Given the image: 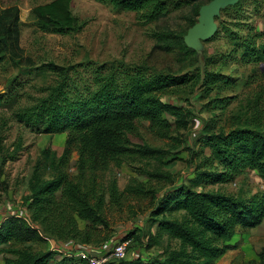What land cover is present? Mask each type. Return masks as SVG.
<instances>
[{"label":"trees","instance_id":"1","mask_svg":"<svg viewBox=\"0 0 264 264\" xmlns=\"http://www.w3.org/2000/svg\"><path fill=\"white\" fill-rule=\"evenodd\" d=\"M110 1L134 10L141 21L153 22L169 11L173 0ZM241 2L223 9L239 7ZM32 14L35 24L44 31L68 34L85 26V21L72 12L70 0L38 4ZM196 15H200V7L196 8ZM197 22L195 19L193 24ZM21 27L18 4L3 6L0 2V61L18 47ZM153 37L156 48L177 50L186 58L193 55L194 70L189 69L192 74L117 60L68 67L49 62L47 65L59 73V80L48 86L45 94L15 112L19 122L40 133L67 131L68 136L58 162H51L53 176L43 178L36 167L29 179L30 193L26 198L30 200L32 222L18 214L0 220V250L9 246L5 250L11 253L5 264H90L84 257L64 256L34 244L46 242V231L53 238H78L96 244L107 241L113 232L108 211L146 193L152 194L154 221L177 245H168L160 256L147 260L138 257L124 264H215L233 246L229 240L238 229L253 228L263 222L264 192L241 196L208 185L231 182L246 170H258L264 178V79L250 94L247 112L228 118L222 129L208 127L202 141L211 154L196 165V176L189 184L175 185L157 196V190L143 182L120 189L117 178L109 175L113 165L171 151L134 142L132 137L141 121H150L151 129L162 137L168 136L172 126L166 114L176 117L178 127H188L191 111L165 101V94L196 78L209 92L220 79L217 71L207 68L208 62L204 63L205 69L197 65V50L188 45L183 34L154 30ZM258 38H262L259 43ZM241 47L244 59H264V31L248 35ZM226 59L224 56V62ZM79 66L90 70V79L79 81ZM72 148L79 152L78 174L74 178L66 169ZM148 173L151 177L174 180L168 172ZM79 219L86 222L84 229L79 226ZM155 235L160 237L159 233ZM250 264H264V249L260 259L251 260Z\"/></svg>","mask_w":264,"mask_h":264},{"label":"rangeland","instance_id":"2","mask_svg":"<svg viewBox=\"0 0 264 264\" xmlns=\"http://www.w3.org/2000/svg\"><path fill=\"white\" fill-rule=\"evenodd\" d=\"M51 1L0 0L3 6L18 4L22 21L18 47L7 52L0 61V220L19 213L32 222L30 200L26 198L30 193L29 179L36 167L43 178L52 177L54 171L51 162L57 160L66 147L67 131L40 133L15 117L18 109L45 94L46 88L59 80V73L47 63L68 67L117 60L146 63L178 74H192L189 69L194 70L191 68L193 55L186 58L177 50L156 48L154 30H173L183 34L188 45L197 50V65L203 67L208 62L207 68L217 71L220 79L209 92L208 87L196 78L165 94V101L191 111L188 127H178L176 117L166 114L172 126L168 136L162 137L154 133L150 121H141L132 140L171 151L154 158L128 160L122 165H113L109 175L117 178L120 189L143 182L148 188L157 190V196L175 185L189 184L196 176V165L211 154L210 148L204 146L202 141L208 127L222 129L228 118L247 112L250 94L257 83L264 79V59H244L241 47L248 35L256 30L264 31V0H241L239 7L222 8L216 15L218 29L209 39L203 36L196 8L200 7L201 13L202 7L212 0H173L169 11L153 22L141 21L134 10L116 6L110 0H70L72 12L85 21V26L79 32L68 34L44 31L35 24L33 8ZM195 19L198 22L193 24ZM261 40L258 38L257 42ZM222 56L227 58L225 62ZM79 69V81L91 78L90 70L83 66H79ZM78 156V150L72 148L66 169L73 178L78 174ZM157 171L168 172L174 180L151 177L148 173ZM208 188L250 196L254 192H264V178L258 170H246L231 182L209 184ZM151 198L152 194L146 193L143 197L128 199L123 207L109 210L113 232L107 241L96 244L82 242L78 238H53L46 231L43 232L46 242L34 245L78 258L84 257L80 253L83 250L90 255L106 254L109 258L105 264H124L138 257L147 260L160 256L168 245H177V241L169 240L167 234L160 231L152 216ZM80 224L84 229L85 221L81 220ZM157 233L160 237L155 235ZM236 233L251 237L249 241L257 235L256 230L251 229H238ZM235 234L230 243L238 236ZM156 239H159V243H155ZM122 240L128 241L125 257L111 256L115 244ZM253 244L258 245L256 242ZM8 247L0 250V264H5L7 254L11 255L5 250ZM259 248L260 252L264 249V237L260 240ZM243 254H238L231 264H250L251 260H257ZM215 264H220V261Z\"/></svg>","mask_w":264,"mask_h":264},{"label":"crops","instance_id":"3","mask_svg":"<svg viewBox=\"0 0 264 264\" xmlns=\"http://www.w3.org/2000/svg\"><path fill=\"white\" fill-rule=\"evenodd\" d=\"M80 222H81V219H79V226L81 225ZM249 229H251V231L256 230L257 235L254 236L253 239H251V241H249L251 237L241 236L239 233H236L235 236L236 235L238 236L235 237L236 239L233 238V242H231L233 246L217 259V263L220 261V264H231L232 260L238 254H243V253L245 255H248V257H250L251 259H257V260L260 259L261 249L259 248V244H260L261 238L264 237V220L258 226L249 228ZM255 242L258 243V245L253 244ZM6 256H9V254H7Z\"/></svg>","mask_w":264,"mask_h":264},{"label":"water","instance_id":"4","mask_svg":"<svg viewBox=\"0 0 264 264\" xmlns=\"http://www.w3.org/2000/svg\"><path fill=\"white\" fill-rule=\"evenodd\" d=\"M239 0H212L210 3L205 4L199 16L203 36L206 39L211 38L217 31L216 15L219 11L229 5H232Z\"/></svg>","mask_w":264,"mask_h":264},{"label":"built area","instance_id":"5","mask_svg":"<svg viewBox=\"0 0 264 264\" xmlns=\"http://www.w3.org/2000/svg\"><path fill=\"white\" fill-rule=\"evenodd\" d=\"M18 215H22L19 213H15ZM128 241L127 240H122V242H119L115 244L113 248V252L111 253V256L114 255L115 258H123L126 255V246H127ZM88 261L90 264H105V262L108 260L109 255H90L87 253L85 250L80 252Z\"/></svg>","mask_w":264,"mask_h":264}]
</instances>
